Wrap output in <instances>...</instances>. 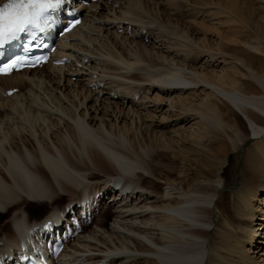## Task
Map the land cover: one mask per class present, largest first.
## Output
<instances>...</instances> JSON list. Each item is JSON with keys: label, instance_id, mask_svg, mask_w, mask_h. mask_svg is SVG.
Wrapping results in <instances>:
<instances>
[{"label": "bare ground", "instance_id": "6f19581e", "mask_svg": "<svg viewBox=\"0 0 264 264\" xmlns=\"http://www.w3.org/2000/svg\"><path fill=\"white\" fill-rule=\"evenodd\" d=\"M70 1L84 25L62 44L66 63L0 77V220L13 211L0 264L46 249L75 211L94 226L57 264H264V61L237 36L238 5L206 14L184 0ZM182 8L204 24L182 23ZM229 140L253 142L229 198L222 168L205 182L173 178L156 158L224 156ZM115 181L126 190L116 202Z\"/></svg>", "mask_w": 264, "mask_h": 264}, {"label": "rangeland", "instance_id": "374dc122", "mask_svg": "<svg viewBox=\"0 0 264 264\" xmlns=\"http://www.w3.org/2000/svg\"><path fill=\"white\" fill-rule=\"evenodd\" d=\"M184 1L190 2L195 7H196V5L198 6L200 4L198 6V9H200L199 7L201 5L205 4V5H203V8L201 7L202 9H200V10H202V11L204 10V12H206V14H208V13H213V14L223 13L221 11H223V9H225V5L228 3L232 4V2L234 1L238 5L237 13L239 15V26H238L239 31H238L237 36L239 35L238 38L240 41H242L241 42L242 45L246 46V44L248 43L247 44L248 48L250 46H252V48L254 47V51L258 54H261L262 55L261 58L264 61V54H263V52H264V3L262 4V2H264V0H219V1L218 0H204V1L193 0L194 2L192 0H184ZM206 2H210L211 4L206 3ZM189 11L187 9L185 10V8H182V11L179 15V18H180L182 23L184 21H187L188 19H191L189 17H192L194 15L191 13V11L190 12ZM186 15H188L189 17H187ZM184 16H186V17H184ZM196 17H198V16L194 15V17H192L191 20H192V22H194L192 24H194V25L204 24V22H202V20L199 18H197V21H196ZM222 18H227V17L224 14H222ZM200 20H201V22H200ZM210 37H211L210 35L207 36V38H210ZM257 49H260V52L261 51L262 52L260 53L259 51H257ZM112 72H114V71L113 70H107V74L110 76H112V74H110ZM225 106L223 105L224 111H225L224 114L226 115V118L229 120L234 118L236 115L235 111L232 113V110L230 109L231 107L228 104ZM177 126L179 127L181 125H177ZM178 127H176L174 123L166 124L164 126L158 127V131L162 130L163 132H169L171 130H174V128L177 129ZM165 129L166 130L168 129V131H166ZM156 130H157V128H156ZM223 138H224V140H226L225 136H223ZM249 143L244 145L245 147L243 146V147H241V149H237V148H233L234 145L229 140L230 146H229V149L227 148L225 155L224 156L222 155L219 157H215L212 155L213 158H212L211 154L207 155L205 153L206 154V157H205V154L201 155V154H199L200 152L197 153V152L191 151L190 154H187L186 152L184 153L181 150H176V154L174 155L172 150H169V149H167V151L162 150V149H160L161 151L160 150L156 151V154L157 155L159 154L158 156H156V158L157 157L159 158V160L162 162V165L167 164V165H170V167L172 169H174V170L169 169V171L170 170L172 171L170 173H172L173 178H176L177 175L180 173V171L183 170V171H186L192 179L196 178L202 182H205V180L207 181L208 178H211V179H213L214 177L216 178L215 175L217 174L218 169L222 168L221 172H222L223 177H222V179H220V182H221L220 192L224 193L225 198H226L241 183V177L243 174V168H244V163H245L244 160L246 158L247 151L249 148H251V145L253 144V142H249ZM203 144H204V142H203ZM183 159H184V161H182ZM205 159L211 165L209 168L210 170L208 169L206 171H201V169L203 168L202 165H204L201 162L206 161ZM190 161L192 163H190ZM222 163H223V165H222ZM171 165H173V166H171ZM193 169H195V170H193ZM153 175H150L149 178L151 180L157 182L156 183L157 187L162 186L160 183H158V178H156L155 176L153 177ZM200 177H201V179H200ZM57 203L59 204L60 209L63 210V208H65L68 204V198L64 197L61 201L58 200ZM57 206L58 205L56 204V205L52 206V208L51 207H45L41 211V213L38 215V221L39 222L43 221L49 214H51V212L54 208L59 207V206L58 207ZM258 206H259V204H257V207ZM30 208L33 209L31 211V212H33L34 209H36L37 207L30 206ZM12 214H13V211H10V213L7 214V216H5V217L1 216L2 220H0V224H2V225L8 224L12 218ZM108 222L110 223L109 220H108ZM93 226L94 225H91L90 227H88L87 232L89 230H91L93 228ZM74 242L75 241H73L72 243H74ZM72 243H71V245H72ZM259 246L260 245H258V247Z\"/></svg>", "mask_w": 264, "mask_h": 264}, {"label": "snow or ice", "instance_id": "6c2138e0", "mask_svg": "<svg viewBox=\"0 0 264 264\" xmlns=\"http://www.w3.org/2000/svg\"><path fill=\"white\" fill-rule=\"evenodd\" d=\"M64 4L65 0H8L0 7V48L19 39L22 34L27 33L34 40L39 33L46 32L54 23L53 14ZM79 23L75 21L71 27ZM39 47V44L33 46L31 42L26 44L25 55L16 56L0 65V76H9L14 70L40 64L45 57L27 55Z\"/></svg>", "mask_w": 264, "mask_h": 264}]
</instances>
